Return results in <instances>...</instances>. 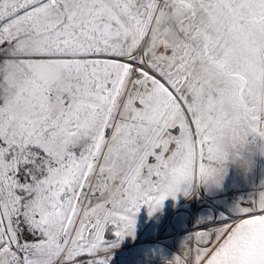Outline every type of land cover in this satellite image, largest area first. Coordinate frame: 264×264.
Instances as JSON below:
<instances>
[{
    "label": "snow or ice",
    "instance_id": "obj_1",
    "mask_svg": "<svg viewBox=\"0 0 264 264\" xmlns=\"http://www.w3.org/2000/svg\"><path fill=\"white\" fill-rule=\"evenodd\" d=\"M264 140V0H0V264H110L135 215ZM264 264V191L169 264Z\"/></svg>",
    "mask_w": 264,
    "mask_h": 264
},
{
    "label": "rangeland",
    "instance_id": "obj_2",
    "mask_svg": "<svg viewBox=\"0 0 264 264\" xmlns=\"http://www.w3.org/2000/svg\"><path fill=\"white\" fill-rule=\"evenodd\" d=\"M197 186L198 192L194 189ZM264 191V140L249 136L243 146L233 150L224 164L219 185L197 181L185 195L169 197L149 215L142 206L135 215V230L110 250V264H169L180 253L181 245L197 228V222L208 219L218 223L231 215L238 202H246ZM182 195L181 199L177 196ZM258 264V262H257Z\"/></svg>",
    "mask_w": 264,
    "mask_h": 264
},
{
    "label": "water",
    "instance_id": "obj_3",
    "mask_svg": "<svg viewBox=\"0 0 264 264\" xmlns=\"http://www.w3.org/2000/svg\"><path fill=\"white\" fill-rule=\"evenodd\" d=\"M115 239H117V237L114 235V226L109 225L105 231V240L111 241Z\"/></svg>",
    "mask_w": 264,
    "mask_h": 264
},
{
    "label": "crops",
    "instance_id": "obj_4",
    "mask_svg": "<svg viewBox=\"0 0 264 264\" xmlns=\"http://www.w3.org/2000/svg\"><path fill=\"white\" fill-rule=\"evenodd\" d=\"M194 191L195 192H198V188H197V186L195 187V189H194ZM181 196L182 195H178L177 197L179 198V199H181ZM183 197V196H182ZM170 198L168 197L167 199H165V200H169Z\"/></svg>",
    "mask_w": 264,
    "mask_h": 264
}]
</instances>
